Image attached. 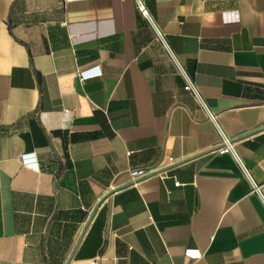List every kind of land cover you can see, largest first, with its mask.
<instances>
[{
  "label": "crops",
  "instance_id": "1",
  "mask_svg": "<svg viewBox=\"0 0 264 264\" xmlns=\"http://www.w3.org/2000/svg\"><path fill=\"white\" fill-rule=\"evenodd\" d=\"M142 1L0 0V264H264V0Z\"/></svg>",
  "mask_w": 264,
  "mask_h": 264
},
{
  "label": "built area",
  "instance_id": "2",
  "mask_svg": "<svg viewBox=\"0 0 264 264\" xmlns=\"http://www.w3.org/2000/svg\"><path fill=\"white\" fill-rule=\"evenodd\" d=\"M136 4H137V8H138L139 12L144 17L150 19L151 18L150 11L147 8V6L145 5V3L142 0H136ZM159 37L162 38V35L159 34ZM76 72H77L78 78L81 81H83V80H85L87 78L99 76V75L102 74L99 67H95L94 71L83 70V69L78 68ZM184 88L186 90L191 91L197 97V99L200 102H202V99H201L200 95L198 94V91H197L195 85L191 81H188ZM210 117L212 119H215V116L213 114H211V113H210ZM231 150H232V146H231L230 141L227 138H224L222 140V144L218 147V149H216V151L219 152V153H226V152H229ZM179 185H180L179 181H174V186H179ZM95 263H96V260H91L88 264H95ZM186 264H193V263L192 262H188Z\"/></svg>",
  "mask_w": 264,
  "mask_h": 264
}]
</instances>
